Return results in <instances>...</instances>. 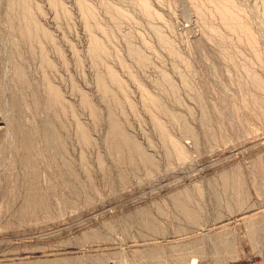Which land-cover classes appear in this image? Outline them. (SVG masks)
Here are the masks:
<instances>
[{
	"label": "rangeland",
	"instance_id": "obj_1",
	"mask_svg": "<svg viewBox=\"0 0 264 264\" xmlns=\"http://www.w3.org/2000/svg\"><path fill=\"white\" fill-rule=\"evenodd\" d=\"M56 1L42 47L0 0V264H264V0H231L248 34L202 0Z\"/></svg>",
	"mask_w": 264,
	"mask_h": 264
},
{
	"label": "bare ground",
	"instance_id": "obj_2",
	"mask_svg": "<svg viewBox=\"0 0 264 264\" xmlns=\"http://www.w3.org/2000/svg\"><path fill=\"white\" fill-rule=\"evenodd\" d=\"M138 1L142 2L143 6H144L143 9L147 13L151 14V11L148 8V4H149L148 2L146 0H138ZM51 3L53 5H56L57 1L51 0ZM202 3L204 5L211 4L215 8H217L221 13V19L226 24L229 25V23L232 22L238 26L239 30L242 33L248 34V32H250L248 27L245 25V23L242 19V16L240 15V11L238 9H236L235 6L233 5L234 4L233 1H231V0H202ZM79 4H80L79 7L81 9V12H82V15H83L85 21L88 18L93 17L92 8L88 5V3L85 0H82ZM10 9H12V11L16 10V12H15L16 15L18 16V14H19L20 18H22V30H23V34L25 36H27L31 39H35V41H37L38 44L41 45L42 47H43V43L45 40H48L50 42L53 40V36L49 32V30L47 28H45V26H43L41 23H39V21H37L36 18L34 17L35 12L32 9L30 0H10ZM87 22H88V20H87ZM86 26L88 27V25H86ZM30 28H32V32H31ZM35 34L40 35V37L42 39L39 40V38L37 36L35 37ZM91 40H92V46H91L92 55H93V57H99L101 55V53L104 51L103 44L99 41L98 38H96L94 36H92ZM134 50L132 51V52H134L133 54H135V53L138 54V51H136V50L134 51ZM45 55L46 54H43L44 57H45ZM110 75H111L110 78L112 80L116 81L119 85L122 84V81L118 78L116 73L111 69H110ZM164 77H165V79H167V77L165 75H164ZM97 79H98L97 80L98 86L104 84L105 80L102 77H100V75H98ZM48 97H49V100L51 102L55 101L56 99H59L61 97L60 89L57 86H55L54 84H51L48 88ZM150 99L154 102L157 101L156 98L151 97ZM82 100L86 101L85 95H82ZM77 129L79 130L80 138L83 139L84 142L87 141L88 135L86 133L84 125H82V123L78 122L77 123ZM110 131H111V133H110V137H109L110 139L108 140V142H109L108 144H110V146L113 149L120 151L121 145H125L127 148L128 147L129 148L134 147L133 141L131 140V138H129L126 134H124L121 126L117 123V121H114L113 119L111 121ZM51 137L53 139H55V135H52ZM173 146L175 147V149L179 155H183V150H182L181 146L178 144V142L173 141ZM21 148L24 150V152H23L22 156L20 157V162H22L23 166L25 168H27L28 172H29L28 176H27V179H28L27 184L31 183L29 186H27V191H26L25 197L23 198V203H22L23 208L22 209H25V208L26 209H36V207H38V206H41V208H42V203H43V200H45V199L39 193V191L36 187L37 183L33 184L37 180V175L34 176L35 173L32 170V162L28 159V153L26 151V145L23 144L21 146ZM135 149L138 151L137 147H135ZM143 159H144L143 161H147V162L151 161L150 156H145ZM33 186L35 187V189L33 188ZM189 215H190V217L195 218L193 213L189 212ZM147 224L150 225V223H147ZM195 249H193L195 254L199 253V250L197 248H195ZM191 251H192V249H191Z\"/></svg>",
	"mask_w": 264,
	"mask_h": 264
}]
</instances>
